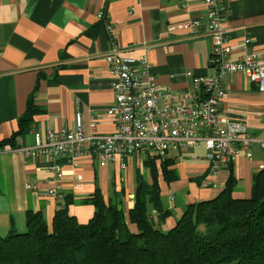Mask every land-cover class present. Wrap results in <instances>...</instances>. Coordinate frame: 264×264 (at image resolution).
Segmentation results:
<instances>
[{
  "label": "crops",
  "instance_id": "crops-1",
  "mask_svg": "<svg viewBox=\"0 0 264 264\" xmlns=\"http://www.w3.org/2000/svg\"><path fill=\"white\" fill-rule=\"evenodd\" d=\"M218 8L230 46L226 59L241 61L247 51L263 59L264 0H221ZM99 13L107 16L106 22L97 21ZM206 24L204 0H0V143L15 134L16 147H30L40 131H73L76 113L86 134L92 132V118L97 120L96 134H112L114 124L106 111L113 92L104 56L113 47L123 56L147 57L161 95L170 94L176 103L199 94L192 77L219 75L225 96L218 102V112L240 121L251 137L261 138L264 91L239 73L217 75L211 66L215 58ZM28 104L39 112L18 133V121ZM163 159L173 163L169 168L177 174L170 184L158 177L162 206L171 211L160 226L167 231L185 206L216 197L228 170L219 168L211 174L202 147L169 152ZM144 160L134 156L121 171L117 164L99 167L94 154L72 162L62 158L58 161L62 176L56 178L52 162L44 157L26 159L18 152L0 155V236L6 234L10 217L17 228H23L26 210H42L50 222L56 203H47L43 194L51 187L57 188L59 196L72 197L69 214L82 224L93 216V207L83 202L96 187L105 200L112 185L116 191L122 187L121 209L126 213L135 192L132 168L144 170L150 183ZM231 168L237 179L234 197L249 198L253 172L264 168V151L253 143L250 156H239ZM27 180H34L37 188L26 190Z\"/></svg>",
  "mask_w": 264,
  "mask_h": 264
},
{
  "label": "trees",
  "instance_id": "trees-1",
  "mask_svg": "<svg viewBox=\"0 0 264 264\" xmlns=\"http://www.w3.org/2000/svg\"><path fill=\"white\" fill-rule=\"evenodd\" d=\"M29 108L18 121V133L39 112ZM15 136L0 146L13 147ZM162 159L145 158L150 183L144 170L136 169L133 205L126 213L123 188L112 185L106 200L96 187L83 202L94 209L87 223L69 214L72 197L59 194L50 222L42 210H26L23 228L10 217L0 236V264H264V168L253 172L250 197L236 198L237 179L229 165L216 197L185 206L173 227L162 231L171 211L162 206L158 177L168 184L177 180L169 168L173 163Z\"/></svg>",
  "mask_w": 264,
  "mask_h": 264
},
{
  "label": "built area",
  "instance_id": "built-area-1",
  "mask_svg": "<svg viewBox=\"0 0 264 264\" xmlns=\"http://www.w3.org/2000/svg\"><path fill=\"white\" fill-rule=\"evenodd\" d=\"M220 3L221 0H204L206 34L213 44L215 63L221 73H239L258 91H264V57L258 59L254 51H247L241 61L226 59L230 46L218 15ZM97 21L106 22L107 16L99 13ZM107 30L110 31L109 26ZM244 40L247 46L250 40ZM104 62L113 92V101L106 111L114 124L112 134H96L95 118L91 119L92 132L86 134L82 117L76 113L73 131H40L35 134L33 146H0V154L18 152L26 159L44 157L52 162L55 177L60 178L59 159L72 162L92 154L99 167L117 164L125 171L127 161L137 154H143L145 158H164L169 152H189L202 147L209 171L214 174L219 168L227 169L239 156H250L253 143L264 151V127L262 137L253 138L240 121L231 120L217 111L218 102L225 96L218 79H192L200 93L176 103L170 94L161 95L147 57L123 56L113 47L104 56ZM202 186L207 187V183ZM25 188L35 190L37 184L27 180ZM43 198L49 204L56 203L57 188L48 189Z\"/></svg>",
  "mask_w": 264,
  "mask_h": 264
},
{
  "label": "bare ground",
  "instance_id": "bare-ground-1",
  "mask_svg": "<svg viewBox=\"0 0 264 264\" xmlns=\"http://www.w3.org/2000/svg\"><path fill=\"white\" fill-rule=\"evenodd\" d=\"M218 15H219V17H220L219 9H218ZM214 65H215L214 67H218V69H219V71H218L217 74H220V73H221L220 67H219L216 63H215ZM221 74H223V73H221ZM218 76H219V75H218ZM218 76L213 77V78H210V77H208V78H209V79H217ZM195 78H205V77H192V79H195ZM192 85H193L194 88H196V90H197V87L193 84V81H192ZM197 91H198V90H197ZM198 92L200 93V91H198ZM186 99H187V98H186ZM186 99H184V100H186ZM217 111H218V110H217ZM90 130L92 131V122H91V121H90ZM41 139H42V138H41ZM137 155H141V157L145 158L143 154H137ZM137 155H136V156H137Z\"/></svg>",
  "mask_w": 264,
  "mask_h": 264
},
{
  "label": "rangeland",
  "instance_id": "rangeland-1",
  "mask_svg": "<svg viewBox=\"0 0 264 264\" xmlns=\"http://www.w3.org/2000/svg\"><path fill=\"white\" fill-rule=\"evenodd\" d=\"M2 155V154H0ZM132 171L135 172L136 169L135 168H132ZM125 185L128 186V182H125ZM131 196L133 197V194L131 193ZM160 197H161V200H162V195H161V192H160Z\"/></svg>",
  "mask_w": 264,
  "mask_h": 264
},
{
  "label": "water",
  "instance_id": "water-1",
  "mask_svg": "<svg viewBox=\"0 0 264 264\" xmlns=\"http://www.w3.org/2000/svg\"><path fill=\"white\" fill-rule=\"evenodd\" d=\"M214 64H215V63H212L211 66L214 67V66H215ZM215 69H216L217 72L219 71L218 67H215ZM217 75H218V74H217Z\"/></svg>",
  "mask_w": 264,
  "mask_h": 264
}]
</instances>
